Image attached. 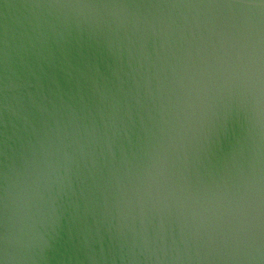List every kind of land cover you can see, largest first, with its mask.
Instances as JSON below:
<instances>
[{
  "label": "water",
  "instance_id": "95a60500",
  "mask_svg": "<svg viewBox=\"0 0 264 264\" xmlns=\"http://www.w3.org/2000/svg\"><path fill=\"white\" fill-rule=\"evenodd\" d=\"M0 261L264 264L262 0H0Z\"/></svg>",
  "mask_w": 264,
  "mask_h": 264
},
{
  "label": "clouds",
  "instance_id": "9594fccd",
  "mask_svg": "<svg viewBox=\"0 0 264 264\" xmlns=\"http://www.w3.org/2000/svg\"><path fill=\"white\" fill-rule=\"evenodd\" d=\"M262 3H264V0H262ZM111 57V49L110 48H104L99 53L95 55L94 59V66L96 70V79L97 84L102 85L105 87L106 93L113 95V111L116 112L117 105H119V108H123V104L119 100H115L114 94L111 93V91L108 89L107 85H105L104 80L107 78L110 81H115V77L112 76V74L106 70V67L103 63L104 58H110ZM3 92H4V117H5V134H7V119H8V103H7V97L9 93V71L7 67V63L5 64L4 70H3ZM237 117L240 118V125L239 128L237 126L236 120ZM132 122L135 123V117L133 115ZM97 125L93 124L91 126V129L96 128ZM118 132H112L107 137L104 138L103 141V148L105 153L111 152L113 156L118 155L119 153V147L116 142V137L122 132L123 130L128 128L127 123L123 124V127L121 128V125L118 123L116 125ZM90 129V131H91ZM241 146H244L248 149L250 153H253L255 155H259L258 151L255 148V140L252 136V130L250 127L247 126L246 121L241 113L234 112L231 109L225 110L222 115L219 118L218 125L216 127L214 137L210 139L207 143V151L209 154V157L215 155L217 151H223L226 156H231V154L239 149ZM101 236L103 239H96L92 245L93 249H96L101 243L106 241L107 237L104 236L103 232L101 231ZM113 242H116L115 235L113 236ZM54 242V241H53ZM139 243V241H137ZM124 259H127V256L123 257ZM117 259H121V257H117ZM0 264H3L2 261H0Z\"/></svg>",
  "mask_w": 264,
  "mask_h": 264
}]
</instances>
